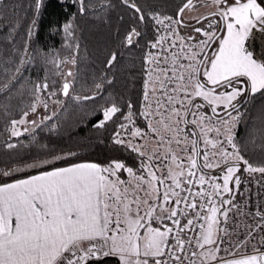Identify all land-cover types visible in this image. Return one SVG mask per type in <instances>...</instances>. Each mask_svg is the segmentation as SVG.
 Listing matches in <instances>:
<instances>
[{"label": "snow or ice", "instance_id": "1", "mask_svg": "<svg viewBox=\"0 0 264 264\" xmlns=\"http://www.w3.org/2000/svg\"><path fill=\"white\" fill-rule=\"evenodd\" d=\"M49 2L0 0V264H264V0H57L63 56L35 47ZM69 102L121 155L53 139Z\"/></svg>", "mask_w": 264, "mask_h": 264}, {"label": "trees", "instance_id": "2", "mask_svg": "<svg viewBox=\"0 0 264 264\" xmlns=\"http://www.w3.org/2000/svg\"><path fill=\"white\" fill-rule=\"evenodd\" d=\"M118 4V0H114ZM143 3L144 0H139ZM154 5L163 8L169 14L175 11L176 6L180 3V0H150ZM19 3L27 5L28 0H19ZM24 9H21L23 14ZM125 14L124 9L117 7L112 13L113 26L116 24V18L118 15ZM63 19L62 9L58 6L57 0H50L48 3L46 12L41 18V24L38 28L37 36L35 37V47L48 50H60L61 55H65L66 52L61 48L62 37L60 35H52L49 32L48 24L50 21L57 19ZM81 33L82 38V53L83 49H87V59L82 60L80 64L81 72L87 71L91 73L93 70L99 71L102 67L101 61L104 59L102 48L106 39L107 29L103 26L96 27L90 21H81ZM0 34V39H2ZM256 44L259 42L254 41ZM132 59H135L133 57ZM131 64L126 60L125 65L118 70L116 91L123 93L125 96H131L135 98V91L133 89V82L130 80V72L128 69ZM33 78H36L37 73L33 72ZM42 75V73L40 74ZM138 87V84H137ZM77 91H80L79 83ZM86 109L77 107L72 102L68 103L67 111H62L59 114V123L61 125L60 137H53V139L64 147H71L73 149L82 150L84 158L97 161H105L109 157L121 155L114 151L110 146L100 143V139H107V133L101 134L91 127L90 118H85ZM243 129V125L241 126ZM42 135H47L46 133ZM131 162V161H129ZM258 178V177H257ZM253 192L256 191V185L252 184ZM239 199V197L237 198ZM255 201V196H253ZM235 238V237H234Z\"/></svg>", "mask_w": 264, "mask_h": 264}, {"label": "rangeland", "instance_id": "3", "mask_svg": "<svg viewBox=\"0 0 264 264\" xmlns=\"http://www.w3.org/2000/svg\"><path fill=\"white\" fill-rule=\"evenodd\" d=\"M210 10H211L210 8L201 7V8L199 9V12H200V13H206V12H208V11H210ZM252 47H253V49L255 50V55H256V56H261L262 52H264V50H262V49L260 48L259 42L256 44V43L253 41V42H252ZM232 239H233V242H235V238L233 237Z\"/></svg>", "mask_w": 264, "mask_h": 264}]
</instances>
